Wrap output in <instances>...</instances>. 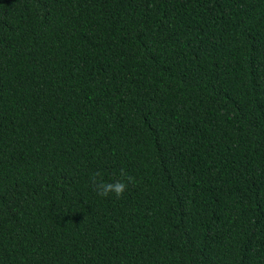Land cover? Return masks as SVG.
Instances as JSON below:
<instances>
[{
    "label": "trees",
    "instance_id": "obj_1",
    "mask_svg": "<svg viewBox=\"0 0 264 264\" xmlns=\"http://www.w3.org/2000/svg\"><path fill=\"white\" fill-rule=\"evenodd\" d=\"M0 264H264V0H0Z\"/></svg>",
    "mask_w": 264,
    "mask_h": 264
},
{
    "label": "clouds",
    "instance_id": "obj_2",
    "mask_svg": "<svg viewBox=\"0 0 264 264\" xmlns=\"http://www.w3.org/2000/svg\"><path fill=\"white\" fill-rule=\"evenodd\" d=\"M122 176L125 177V180L128 183L133 182V178L130 176H127L123 172L121 173ZM100 177V173L97 172L93 175L91 178L92 185L95 188V191L98 195L107 197L110 194H115L117 198H122L123 193L127 189V183H125V180H118L114 183H106L103 181V179H98Z\"/></svg>",
    "mask_w": 264,
    "mask_h": 264
}]
</instances>
